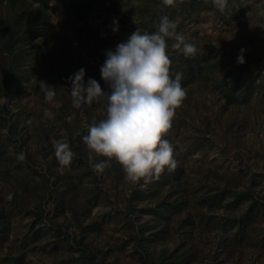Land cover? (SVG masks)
<instances>
[{"label":"rangeland","instance_id":"1","mask_svg":"<svg viewBox=\"0 0 264 264\" xmlns=\"http://www.w3.org/2000/svg\"><path fill=\"white\" fill-rule=\"evenodd\" d=\"M70 1L0 0V264H264V0ZM163 16L197 48L167 40L186 92L163 137L177 166L137 183L115 160L97 173L82 137L104 106L74 108L68 77L83 67L108 90L106 50Z\"/></svg>","mask_w":264,"mask_h":264},{"label":"clouds","instance_id":"2","mask_svg":"<svg viewBox=\"0 0 264 264\" xmlns=\"http://www.w3.org/2000/svg\"><path fill=\"white\" fill-rule=\"evenodd\" d=\"M162 2L173 6L179 0ZM213 3L222 11L227 0H213ZM116 24L114 20L113 31L117 30ZM176 29L177 23L163 16L157 31L142 34L137 29L126 41L106 50L100 76L108 90H102L94 78L85 82L83 67L68 77L74 108L95 102L104 106V118L89 124L88 134L82 137L89 150V163L97 173H102L109 161L115 160L121 165L125 180L137 183L159 176L165 168L169 171L176 168L173 146L163 137L171 129L175 110L182 105L186 92L180 82L183 74L170 76L167 40L173 39L172 47L180 49L185 57L197 53L196 46ZM36 42H40L39 38ZM243 52L241 49L237 56L241 64ZM44 91L46 100L55 96L51 87ZM44 115H49L47 110ZM53 147L58 164L70 165L75 156L70 145L54 141ZM94 156L107 159L94 162ZM18 159H24L23 153Z\"/></svg>","mask_w":264,"mask_h":264},{"label":"trees","instance_id":"3","mask_svg":"<svg viewBox=\"0 0 264 264\" xmlns=\"http://www.w3.org/2000/svg\"><path fill=\"white\" fill-rule=\"evenodd\" d=\"M237 2L239 0H227V3L228 2ZM56 2L58 3H65V0H56ZM91 3H92V0H71L69 2L70 4V8L72 10H76V11H86L88 10L90 7H91ZM226 3V5H227ZM186 70V68H185ZM181 82V81H180ZM181 85L183 86V83L181 82ZM236 84L235 83H232L231 86H227L226 87V91H224V97L226 99V102H229V103H232L234 100L237 99V95H235L236 93Z\"/></svg>","mask_w":264,"mask_h":264}]
</instances>
